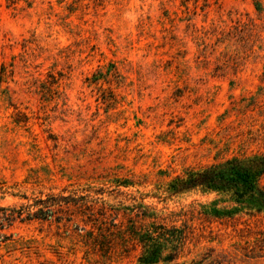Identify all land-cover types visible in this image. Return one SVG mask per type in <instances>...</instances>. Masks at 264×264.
<instances>
[{
  "label": "rangeland",
  "instance_id": "1",
  "mask_svg": "<svg viewBox=\"0 0 264 264\" xmlns=\"http://www.w3.org/2000/svg\"><path fill=\"white\" fill-rule=\"evenodd\" d=\"M1 64L0 207L67 188L108 217L0 223V264H137L140 203L186 228L178 264H264V212L169 189L264 155V0H0Z\"/></svg>",
  "mask_w": 264,
  "mask_h": 264
},
{
  "label": "trees",
  "instance_id": "2",
  "mask_svg": "<svg viewBox=\"0 0 264 264\" xmlns=\"http://www.w3.org/2000/svg\"><path fill=\"white\" fill-rule=\"evenodd\" d=\"M5 75L6 67L1 64L0 81ZM263 176L264 155L255 153L227 158L201 169H189L184 174L178 175L170 183L169 189L171 195L199 189L203 192H216L227 196L232 203L231 208H215L211 211L204 208L203 212L213 217H233L239 212L262 213L264 212V185L261 182ZM66 190L67 188H64L59 194L52 193L45 197L36 196L32 202L19 207H0L4 211H9L0 215L1 225H4V222L10 225L16 220H48L52 217L56 221H61L63 217L58 213L67 212L72 206L77 207L79 211H92L99 202L102 205L99 213L103 218L102 221L106 223L108 216L103 199L94 197L90 193L77 195L75 191L65 194ZM86 190L90 191V189ZM92 192L101 193L99 190ZM137 207L139 209L133 211L137 220H130V226L123 230L141 247L137 264H178L188 240L186 228L158 221L159 215L148 204L140 203ZM112 224L116 226L117 223Z\"/></svg>",
  "mask_w": 264,
  "mask_h": 264
}]
</instances>
